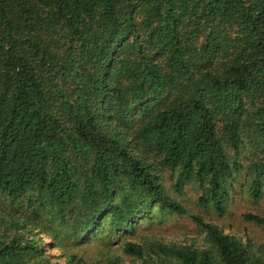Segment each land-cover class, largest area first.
I'll return each instance as SVG.
<instances>
[{
  "label": "trees",
  "instance_id": "obj_1",
  "mask_svg": "<svg viewBox=\"0 0 264 264\" xmlns=\"http://www.w3.org/2000/svg\"><path fill=\"white\" fill-rule=\"evenodd\" d=\"M247 131L264 148V0H0V264H36L28 231L60 246L124 227L135 196L185 215L163 173L223 213ZM255 171L258 197L264 159ZM191 219L214 252L167 250L172 264H264Z\"/></svg>",
  "mask_w": 264,
  "mask_h": 264
},
{
  "label": "rangeland",
  "instance_id": "obj_2",
  "mask_svg": "<svg viewBox=\"0 0 264 264\" xmlns=\"http://www.w3.org/2000/svg\"><path fill=\"white\" fill-rule=\"evenodd\" d=\"M244 145L238 153L229 151L230 160L240 165L238 173L227 181L228 199L224 212L218 213L213 206L200 209L197 204L201 192L194 184H184L181 191L174 190L169 173L162 174V185L166 194L184 206L185 215H176L160 209L157 203L147 198L134 197V214L124 227L113 225L109 217L98 226L77 236L71 230L61 236L62 245H55L50 235L28 231L26 237L42 246L43 254L33 263L44 264H172L174 259L165 251L183 246H193L199 251L214 252L206 232L197 226L192 216L200 217L206 224L217 226L224 234L235 236L246 244L250 251L264 260V225H257L244 219L252 214L264 217V175L260 177L258 197L254 194L253 182L256 167L264 159V148L251 131L243 135ZM176 175L174 176V180ZM120 200V195L116 202ZM82 218L76 220V226ZM73 221V220H72ZM69 221V224L72 222ZM54 222L53 229L60 228ZM51 234V233H50ZM126 243L141 246L142 259L125 254ZM73 257V258H72Z\"/></svg>",
  "mask_w": 264,
  "mask_h": 264
}]
</instances>
